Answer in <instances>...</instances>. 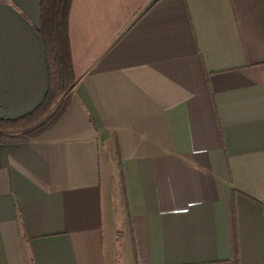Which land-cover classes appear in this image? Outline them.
<instances>
[{"label":"crops","instance_id":"obj_1","mask_svg":"<svg viewBox=\"0 0 264 264\" xmlns=\"http://www.w3.org/2000/svg\"><path fill=\"white\" fill-rule=\"evenodd\" d=\"M38 2L0 0V116L46 89ZM67 23L64 111L0 142V264H264V0H71Z\"/></svg>","mask_w":264,"mask_h":264},{"label":"trees","instance_id":"obj_2","mask_svg":"<svg viewBox=\"0 0 264 264\" xmlns=\"http://www.w3.org/2000/svg\"><path fill=\"white\" fill-rule=\"evenodd\" d=\"M71 0H39L38 25L47 85L39 102L15 117L0 116V142L25 141L50 127L64 111L77 76L73 71L68 35Z\"/></svg>","mask_w":264,"mask_h":264},{"label":"rangeland","instance_id":"obj_3","mask_svg":"<svg viewBox=\"0 0 264 264\" xmlns=\"http://www.w3.org/2000/svg\"><path fill=\"white\" fill-rule=\"evenodd\" d=\"M108 189H110V187ZM120 189H121V187H120Z\"/></svg>","mask_w":264,"mask_h":264}]
</instances>
